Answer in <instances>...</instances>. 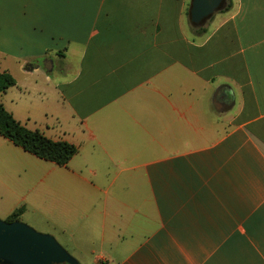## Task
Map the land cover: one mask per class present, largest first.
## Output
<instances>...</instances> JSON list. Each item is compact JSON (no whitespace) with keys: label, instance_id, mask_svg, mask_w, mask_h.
I'll return each mask as SVG.
<instances>
[{"label":"crops","instance_id":"0c3cea01","mask_svg":"<svg viewBox=\"0 0 264 264\" xmlns=\"http://www.w3.org/2000/svg\"><path fill=\"white\" fill-rule=\"evenodd\" d=\"M189 4L0 0V103L76 148L0 136L1 220L21 208L79 264H264V0L198 34Z\"/></svg>","mask_w":264,"mask_h":264},{"label":"water","instance_id":"95a60500","mask_svg":"<svg viewBox=\"0 0 264 264\" xmlns=\"http://www.w3.org/2000/svg\"><path fill=\"white\" fill-rule=\"evenodd\" d=\"M224 0H190L188 20L199 26ZM0 262L8 264H79L56 241L20 221L0 219Z\"/></svg>","mask_w":264,"mask_h":264},{"label":"trees","instance_id":"16d2710c","mask_svg":"<svg viewBox=\"0 0 264 264\" xmlns=\"http://www.w3.org/2000/svg\"><path fill=\"white\" fill-rule=\"evenodd\" d=\"M228 7V4L226 5ZM196 34L204 31L203 28L192 27ZM14 79L7 72H0V92L14 85ZM0 136L19 146L24 151L42 160L64 165L75 154L76 148L61 140H51L45 137L38 129H28L15 120L0 103ZM21 208L12 211L5 219L6 222L17 221Z\"/></svg>","mask_w":264,"mask_h":264},{"label":"rangeland","instance_id":"374dc122","mask_svg":"<svg viewBox=\"0 0 264 264\" xmlns=\"http://www.w3.org/2000/svg\"><path fill=\"white\" fill-rule=\"evenodd\" d=\"M39 232V231H38Z\"/></svg>","mask_w":264,"mask_h":264}]
</instances>
